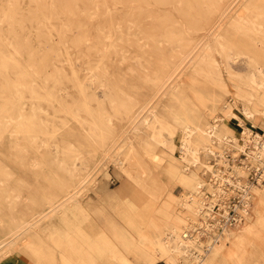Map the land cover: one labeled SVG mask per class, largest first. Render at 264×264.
I'll return each instance as SVG.
<instances>
[{
	"label": "bare ground",
	"instance_id": "obj_1",
	"mask_svg": "<svg viewBox=\"0 0 264 264\" xmlns=\"http://www.w3.org/2000/svg\"><path fill=\"white\" fill-rule=\"evenodd\" d=\"M227 1L27 0L23 10L22 0H0V264L14 252L34 264H58L56 253L61 264H152L155 255L170 264H186L180 260L187 257L192 264H264V167L255 183L235 184L246 203L240 222L230 224L224 211L227 220L215 237L200 241L203 231L189 234L210 216L200 193L211 186L186 171L213 174L200 155L222 158L216 151L220 144L245 152L246 143L214 115L229 91L224 72L244 102L243 114L264 118V0H237L229 16ZM169 4L174 13L150 10ZM114 5L128 8L118 14ZM205 25L211 40H187ZM26 26L39 50L23 36ZM45 33L54 39L43 41ZM137 37L143 42L136 43ZM65 43L87 59L84 81ZM132 49L140 56L130 59L125 53ZM116 54L129 59L123 75L107 66ZM61 57L70 68L64 78L78 94L70 102L60 92V69L49 64ZM240 59L244 73L234 70ZM170 61L178 63L165 76ZM185 66L189 82L179 77ZM92 85L103 93L95 107L86 92ZM152 86L155 94L147 98L143 91ZM41 101L75 121L76 130L65 120L42 116ZM231 115L232 110L226 116ZM125 120L129 129L120 133ZM98 153L124 180L116 193L106 190L84 206L80 197L92 190L101 165L95 162ZM246 155L264 163V140L254 142ZM173 158L181 170L172 165L163 170L161 164ZM233 173L238 180L246 168L234 165ZM169 181L184 186L181 200L166 192ZM133 187L148 196L145 204ZM175 205L185 208L187 219L171 214ZM41 224L47 225L43 236L36 231Z\"/></svg>",
	"mask_w": 264,
	"mask_h": 264
},
{
	"label": "rangeland",
	"instance_id": "obj_2",
	"mask_svg": "<svg viewBox=\"0 0 264 264\" xmlns=\"http://www.w3.org/2000/svg\"><path fill=\"white\" fill-rule=\"evenodd\" d=\"M237 0H228L225 4L224 8H226L225 13L226 16H229L233 12L232 6L235 4ZM232 3V4H231ZM21 9L26 10L27 8V0H22L20 4ZM115 11L118 14L124 13L126 11L125 9L128 8L127 5H114ZM223 7L220 8V10L217 12L216 15L212 17L213 20L218 21L220 15L219 12L222 10ZM150 10L154 13H160V12H171L174 13V6L172 4L164 5V6H154L150 7ZM26 33L23 34L24 37H27L30 45L35 48V50L40 49V44H38L37 39L34 37L33 29L26 26ZM45 37H47L48 40H53L54 36L46 35L42 39L45 40ZM188 41L202 43L205 41L211 40V36L209 37L208 29L205 26H203L201 29L196 30L195 32H190L186 35ZM103 41H107L108 39L106 37L102 38ZM136 43L140 44L143 42V39L140 37H137ZM162 45V43H160ZM64 46H68L70 59L72 64L76 67L78 70V76L80 81H84V77L86 76V67H87V59L81 57V55H78L77 52L69 45V43H65ZM63 48V47H62ZM129 55V58L132 59V57L140 56L137 54L136 49H132L128 51L127 53ZM100 55H94L93 60H98ZM216 61L221 64V58L216 53L215 54ZM23 60V61H22ZM28 59L26 57V54L24 53L23 59L21 61L24 63ZM128 58H126L124 61L120 60L119 54L112 55L107 62V66H109L112 70L117 72L119 75H123L126 72V65L128 64ZM180 59L176 60L179 62ZM177 62V63H178ZM176 63V64H177ZM49 64L59 68L61 77H70V68L67 61H65L64 57H61L60 60L54 61L49 60ZM175 62L172 63L170 61L166 69L164 71V75L168 76L169 73L172 72L173 67L176 65ZM188 66H185V68L182 70L181 74H179L180 79L185 82L191 81V73L187 68ZM234 70L239 73L246 72V64L244 59H240L238 62L234 64ZM224 78L228 85L229 91L228 93L220 100L219 105H221L222 111H216L215 112V118L217 119H223L225 126L227 127V130L234 136L236 139L241 143H246L245 145V152H238L237 150L233 149L232 147H229L227 144H220L216 151L222 153V158L216 153L215 155L211 154H204L201 152V160L205 162L206 164H209L213 169V174H211L209 171H205L202 168H191V171H186V174H194L197 179L200 181H203L207 186H211L209 189L206 187L201 190V195L205 199V208L204 210L208 211V214H210L209 217L206 218L205 222L201 226H195L194 229H190L189 234H195L199 231H203L202 234H200L199 238L200 241H205L208 237H210L208 234H211L213 237H215L220 232V225L219 223H223V220H227L226 218H223L224 211L228 214V222L230 224H234L236 221L240 222V213L242 211V208L246 205L243 199V192L235 186V184L240 183L241 181H246L248 183H255L256 180L259 178L260 171L264 167V163L262 162H253L251 159L248 158L246 153L248 150L254 149V142H258L261 140H264V118L262 116L257 115L253 119L247 118L243 112V104L244 102L236 97L235 95V89L233 88L232 80L226 75L224 72ZM64 83L62 86V90L60 91L64 97L65 100L70 102L72 99L77 98L78 94L76 89L70 84V81L67 80V78H64ZM156 86L148 87L144 89V94L147 95V98L152 97L155 94ZM88 96L92 99L90 101V105L92 107L96 106V103L98 101L103 100V93L100 87L96 85L89 86L87 89ZM30 100L26 99L25 101V107L28 108L30 105ZM36 102V101H33ZM258 107L257 103H253ZM224 105V106H223ZM40 106L42 108V116H47L49 118H54V121L56 123H60L61 121L65 120L66 125L72 128V131L76 130V122L72 121L68 116H65L61 113H55V105L49 104L47 101H41ZM163 104L161 105L160 109L162 108ZM232 110L233 115L226 116L229 111ZM80 116H84V112L79 113ZM226 116V117H225ZM129 122L128 120L123 121L120 124L119 131L120 133H126V131L129 129ZM245 128V129H244ZM7 135V134H6ZM249 139V140H247ZM116 146V145H114ZM119 146V145H118ZM117 146V148H118ZM228 150V151H227ZM224 152V153H223ZM236 154V155H235ZM174 155H178V151L174 152ZM226 157V159H225ZM103 154L98 153L95 159V162L100 163L101 165L99 167L98 173L94 176V181L91 186L92 190H89L82 194L80 197V201L84 206H89L92 203H95L98 199L97 194H102L104 191L108 190L111 193L117 192L119 188L121 187V184L124 180V176L120 173L118 168L113 165L110 161H104L103 160ZM225 160V161H224ZM104 161V162H103ZM227 161V162H226ZM224 164H223V163ZM76 163H78L76 161ZM170 161L163 162L161 164V168L165 170L167 167L172 165L175 169L180 167L182 163L178 162L177 159L173 158L172 163ZM228 163V164H227ZM242 166L246 168V175L245 176H236L238 180L235 179L234 173H233V166ZM77 168H80V166L77 164ZM215 174V175H214ZM229 176V177H228ZM230 180V181H228ZM264 183V181H263ZM136 190L137 197H139L144 204L148 201V196L140 191L139 189L133 187ZM167 193H171L172 196L178 197L187 193L184 190V186L182 184H177L172 181V183L169 181L167 182ZM220 192V194H219ZM243 193V194H242ZM216 194V195H215ZM219 194V195H218ZM175 205L170 209L171 214L180 216V218H186L187 213L184 207ZM176 208V209H175ZM106 212H110L107 209H105ZM202 221V218H200ZM188 222V220H187ZM103 223V222H102ZM47 225L41 224L37 229V234L39 236H43L46 232ZM208 232L207 234L204 232ZM21 246V244H17ZM58 257V264H61L60 262V255L59 253H56ZM19 256V257H18ZM2 264H34L32 263L28 258L21 255L20 253L14 252L5 258L1 260ZM152 264H170L169 258L161 257L160 255H155L152 259ZM186 262V264H192L193 261L187 257L186 259H181L180 263Z\"/></svg>",
	"mask_w": 264,
	"mask_h": 264
}]
</instances>
